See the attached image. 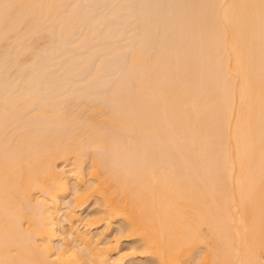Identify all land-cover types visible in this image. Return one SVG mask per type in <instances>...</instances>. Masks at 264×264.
<instances>
[{
    "label": "bare ground",
    "instance_id": "6f19581e",
    "mask_svg": "<svg viewBox=\"0 0 264 264\" xmlns=\"http://www.w3.org/2000/svg\"><path fill=\"white\" fill-rule=\"evenodd\" d=\"M56 1L0 0V264H264V0H138L104 103L92 76L55 77L86 16L54 29Z\"/></svg>",
    "mask_w": 264,
    "mask_h": 264
},
{
    "label": "rangeland",
    "instance_id": "374dc122",
    "mask_svg": "<svg viewBox=\"0 0 264 264\" xmlns=\"http://www.w3.org/2000/svg\"><path fill=\"white\" fill-rule=\"evenodd\" d=\"M61 1V2H60ZM67 0H65V1H63L62 2V0H57L56 2H57V4H55V5H57V6H55L57 9H58V12H57V9L56 10H53V12H54V14H55V17H54V20H55V23L57 22V24H53V26H55L54 27V29L57 27V26H59L58 25V21H60L61 19L60 18H58V17H56V15L57 16H59V14H60V16H61V13H62V17L61 18H63V17H70V15L72 16L73 15V13H75V10L77 9V7L78 6H80V8L78 9V11L76 10V13L78 12L79 14H81V19H80V17H79V21L81 20L82 21V15L84 16V15H86L85 17H84V19H83V22H84V25L82 26V27H79V26H81L82 24H83V22H79V24H78V27L76 28V30L74 29V30H71L69 33H68V42L69 43H71L70 45H71V47L69 48V46L68 47H66V49L69 51V53L71 52V54L70 55H68V56H66L65 57V61H64V58H63V61L62 62H65V63H67L66 61H68L67 59L69 58V59H72V56H73V59H74V57H77L78 55H82L79 59H81V60H77L78 62H74L73 61V59H72V61L74 62V63H70V64H66L65 65V63L63 64V65H65L64 67L65 68H62V66L63 65H61L60 67H59V69H58V72H57V74H56V72H55V74H56V76L55 77H58L59 76V78L63 75V78H64V75H65V78H70V79H73V80H86L87 78H89V76H92V78H94V84H95V86H97L96 87V89L94 90V94H95V92H96V95H97V97H100V100H99V103L100 102H102V103H104V101H106V89H102V88H98V84H100V82L101 81H105V80H108L107 82H110L109 83V86L111 87L112 85H114V84H116V83H119V82H121V80H122V82L123 81H125L126 80V72H127V70L126 69H128V66H129V56H130V51L132 50V48H134L135 46H136V44H137V42H138V40H137V37H139L138 36V34H139V32L138 31H135V30H137L136 28H137V24H135V19L132 17V15H133V13H134V11H135V9H134V7L136 8V7H139V1L138 0H128V1H126V3L124 4V6L125 7H127V8H129V10H130V8L132 9V10H127V11H125V13H123V16L125 17V14L126 13H128V14H126V19L125 18H123V16H122V14L120 15V16H118L117 17V19L119 18L120 19V21H119V19L118 20H116L117 22H118V25H116V27H115V29L117 30V32L115 31V29H111L113 32H116V33H119V35H120V37L118 38V39H112V41H111V39H110V36L108 35V37L106 36V35H104L103 34V32L105 33V32H107V33H109V32H112V31H109V30H107V28L109 27V29L111 28L109 25L111 24V21H112V19L111 18H113L111 15H110V13H111V11L113 12V7L115 6V0H89V4L92 6V8H91V6H89V8H91V9H88V3H83L82 4V2H84V1H79V2H77L76 0V2L74 1V0H72V1H74V2H72V1H67V2H69V3H67L66 2ZM86 2H88L87 0H85ZM133 1V2H132ZM147 2H146V4L142 7V12L144 11V13L143 14H145V15H148V14H152L153 12H154V6L155 5H159L160 4V1L161 0H146ZM175 1V3H176V0H174ZM157 2V3H156ZM163 2V1H162ZM161 2V3H162ZM172 3H173V0L171 1ZM59 3V4H58ZM61 3H63V4H61ZM76 3V5L77 6H75L74 4ZM81 5H80V4ZM138 3V4H137ZM156 3V4H155ZM167 3L169 4L170 2H168L167 1ZM166 3V5H168ZM172 3H171V6L170 5H168V6H170L171 8H172ZM109 4V5H108ZM111 4V5H110ZM128 4V5H127ZM154 4V6H152V5ZM163 4H165L164 2H163ZM58 5H59V8H58ZM65 5V6H64ZM71 5V6H70ZM73 5V6H72ZM85 5H86V9L84 8L85 7ZM135 5V6H134ZM138 5V6H137ZM64 6V7H63ZM83 6V7H82ZM109 6H110V8H109ZM164 6V5H163ZM163 6L162 7H160V9L161 10H163L164 11V8H163ZM173 6H174V3H173ZM55 7H54V9H55ZM74 7H76L75 8V10H74ZM71 11H70V10ZM73 9V10H72ZM82 9L84 10H86L85 11V14L83 13L82 14ZM88 9V10H87ZM94 9V10H93ZM137 9V8H136ZM150 9V10H149ZM62 10V11H61ZM90 10H92V12H90L89 13V11ZM146 10V11H145ZM161 10H159L160 11V14L162 13V11ZM81 13H80V12ZM153 11V12H152ZM55 12H57V13H55ZM132 12V13H131ZM100 13V14H99ZM70 14V15H69ZM89 16V17H88ZM97 16H99V17H97ZM121 16H122V18H121ZM127 17H128V19H127ZM131 17V18H130ZM148 17V16H147ZM150 17V16H149ZM56 18H58L57 19V21H56ZM150 19V18H149ZM92 20H97V21H95L94 23H92ZM86 21V22H85ZM134 21V23H131V22H133ZM126 22V23H125ZM90 23H92V24H90ZM81 24V25H80ZM87 24H88V26H87ZM128 24V25H127ZM57 25V26H56ZM91 25V26H90ZM93 25H95V26H93ZM122 25V26H121ZM87 27V28H86ZM96 28V31H95V33H93L92 35L89 33V31H91V29L92 28ZM130 27V28H129ZM136 27V28H135ZM83 28V29H82ZM91 28V29H90ZM127 28V29H126ZM174 27H172V29H173ZM79 29V30H78ZM86 29V31H84L83 32V30H85ZM135 29V30H134ZM160 29V28H159ZM158 28H157V34H156V37L158 36V34H159V30ZM175 29V28H174ZM56 30H58V29H56ZM88 30V31H87ZM107 30V31H106ZM122 31V32H121ZM130 31H131V34H130ZM57 32V31H56ZM112 32V33H113ZM127 32H129L128 34H126ZM71 33V34H70ZM84 33V34H83ZM89 33V34H88ZM106 33V34H107ZM122 33V34H121ZM49 34H54V31H53V29H52V31H51V33L49 32ZM49 34L47 33L46 35L44 34V36H46V37H44L42 40H40V41H42L41 43H40V41L38 42V43H40L43 47H39L40 46V44L38 45V49H39V53L41 54L42 52H45V53H47V54H49V55H51V57H53V58H55L56 57V55L54 54V51L55 50H53V47L55 46V45H53V44H55V41H58V40H56V39H58L57 38V35L55 36V35H53V36H51V37H49ZM56 34V33H55ZM70 34V35H69ZM80 34V35H79ZM86 34V35H85ZM97 34V35H96ZM83 35H84V37H83ZM90 37H89V36ZM102 35L103 36H105V37H102ZM127 37H126V36ZM130 35V36H129ZM75 36H77V37H75ZM82 36V37H81ZM101 36V38L99 39V37ZM136 36V37H135ZM49 37V38H48ZM55 37H56V39H55ZM75 37V38H74ZM78 37H79V40H85V43H83V44H80V42H78L79 40H78ZM90 38V40L88 41V39ZM109 38L108 40H107V38ZM126 37V38H125ZM51 38H54V39H52V40H50ZM70 38V39H69ZM82 38V39H81ZM104 38V39H103ZM93 39V40H92ZM96 39V40H95ZM126 39V40H125ZM46 40V41H45ZM53 42V43H52ZM52 43V44H51ZM57 45H58V42L56 43ZM77 44V45H76ZM112 44V45H111ZM50 45H52V46H50ZM72 45L74 46V47H72ZM84 45V46H83ZM111 45V46H110ZM134 45V46H133ZM80 47H82V48H80ZM57 48V47H56ZM54 49H55V47H54ZM82 49V50H81ZM181 49V48H180ZM42 52H41V51ZM87 50V51H86ZM102 50V51H101ZM105 51V52H104ZM154 51V52H153ZM86 52H88V53H86ZM104 52V53H103ZM110 52V53H109ZM156 52V50L155 49H153L152 51H150V54L151 55H154V54H152V53H155ZM108 55H106V54ZM90 54H91V56H90ZM84 55V56H83ZM102 55H104L103 57V59H102V61H101V56ZM106 56V57H105ZM52 58V59H53ZM151 58H152V56H151ZM77 58H75L74 60H76ZM118 59V60H117ZM71 61V60H70ZM71 61V62H72ZM57 62V60L56 59H54V63H56ZM117 62V63H116ZM125 62V63H124ZM52 64H53V61L51 62ZM62 64V63H61ZM71 65V66H70ZM103 65V66H102ZM127 65V66H126ZM45 66H46V64H44V66L42 65V67L43 68H45ZM69 67V68H68ZM112 67H114V68H112ZM127 67V68H126ZM40 68V67H39ZM119 68V69H118ZM54 69H55V67H54ZM87 69V70H86ZM92 69V70H91ZM123 69H124V71H123ZM64 70V71H63ZM67 70V71H66ZM73 70V71H72ZM79 70V71H78ZM100 70V71H99ZM115 70V71H114ZM77 71V72H76ZM90 71V72H89ZM96 71L98 72L99 71V73L97 74L96 73ZM105 71V72H104ZM61 72V73H60ZM80 72H82V73H80ZM122 72V73H121ZM64 73H67V75L66 74H64ZM84 73V74H83ZM93 75H92V74ZM124 73V74H123ZM78 74L80 75V78H79V76H78ZM121 74V75H120ZM58 75V76H57ZM96 75V77H93V76H95ZM120 75V76H119ZM68 76V77H67ZM75 76V77H74ZM111 76V77H110ZM115 76V77H114ZM123 76V77H122ZM82 77V78H81ZM104 78L103 80H100V79H102V78ZM125 77V78H124ZM75 78V79H74ZM96 80V81H95ZM115 80V81H114ZM98 81H100L99 83H98ZM128 82V84H130V82H129V80L127 81ZM126 82V83H127ZM97 83V84H96ZM126 83L124 84V85H126ZM131 84H133L132 82H131ZM131 84L129 85V86H127L128 88L131 86ZM134 85V84H133ZM131 88L132 87H130V89H128V90H131ZM133 89V88H132ZM105 91V92H104ZM100 95V96H99ZM102 96H104V97H102ZM102 97V98H101ZM103 98H104V100H103ZM84 99H86V98H84ZM84 99H82V100H80V101H78V105H83L84 104V106H93L94 104H96V102H94L92 99H89V100H84ZM91 100V101H90ZM84 101V102H83ZM90 101V102H89ZM81 102V103H80ZM87 102V103H86ZM92 103V104H91ZM98 104V103H97ZM109 105V104H108ZM108 105H104V106H107L108 107ZM109 106H111V105H109ZM109 108V107H108ZM111 109V108H110ZM109 109V110H110ZM112 110H115V107H112ZM107 111H108V109H107ZM94 209H96L95 207H94V205H93V207H90V209H88L87 210V212H89V211H91V210H94ZM125 243V244H124ZM123 244H122V250L123 251H127L126 253H128V250H129V243L130 242H124ZM132 257V258H131ZM130 257V259H131V261H129V258L128 259H126V262L127 263H129V262H132V264H149V262H148V260L146 259V258H141V257H139L138 256V254H135V257H134V255L133 256H131ZM133 257H134V259H135V261H132L133 260ZM137 258V259H136ZM129 261V262H128ZM138 261V262H137Z\"/></svg>",
    "mask_w": 264,
    "mask_h": 264
}]
</instances>
